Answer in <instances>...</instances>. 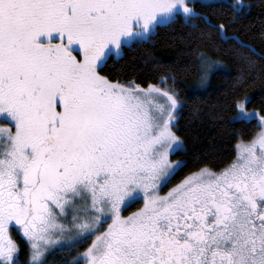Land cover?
<instances>
[{
    "label": "snow or ice",
    "instance_id": "snow-or-ice-1",
    "mask_svg": "<svg viewBox=\"0 0 264 264\" xmlns=\"http://www.w3.org/2000/svg\"><path fill=\"white\" fill-rule=\"evenodd\" d=\"M201 4L214 12L195 0H0V264H18L12 229L27 243L24 264H50L54 248L89 237L65 264H264V114L248 108L251 97L234 90L229 102V122L258 129L234 158L161 194L187 165L172 158L187 151L176 74L157 63L166 74L137 82L108 70L112 56L179 20L211 51L234 43L242 90L257 53L229 27L250 5ZM197 57L198 88L223 65ZM135 199L142 205L124 215Z\"/></svg>",
    "mask_w": 264,
    "mask_h": 264
},
{
    "label": "trees",
    "instance_id": "trees-1",
    "mask_svg": "<svg viewBox=\"0 0 264 264\" xmlns=\"http://www.w3.org/2000/svg\"><path fill=\"white\" fill-rule=\"evenodd\" d=\"M245 3L250 5V9L235 26L229 27L230 34L235 33L245 44L252 45L257 53L254 57L255 68L251 70L242 90L234 89L237 70L242 64L233 51L234 43H220L219 52L211 51L205 42L189 39L186 35L188 29L179 20L160 28L149 42L133 43L123 49L119 58L112 56L108 60V70L121 80L135 78L137 82H155L158 75L166 74L153 71V66L157 63L165 69L171 68L176 74V86L187 100L178 124V134L183 138L187 151L172 158L186 160L187 165L173 177L171 183H176L187 172L194 171L203 164H208L213 169L222 168L236 155L234 145L237 141L241 138L245 141L251 139L258 130L255 120L250 124L229 122L234 115L229 107L234 90L239 93L240 98L245 94L251 97L248 104L250 110H261V114H264V104L261 103L264 100V60L260 59L264 56V37L261 36L264 32V0H245ZM195 7L197 11L209 14L214 12L213 7H203L201 1H195ZM212 19L214 22L219 19L227 21L228 17L212 15ZM199 50L207 52L213 60L220 61L223 67L212 71L205 86L194 88L200 74L197 57ZM142 202L137 199L128 204L123 214L135 211ZM11 235L20 245L18 264H24L27 243L16 229L11 230ZM90 242L91 238H88L71 248H55L49 253L48 260L50 264H65V261L78 251H83Z\"/></svg>",
    "mask_w": 264,
    "mask_h": 264
},
{
    "label": "rangeland",
    "instance_id": "rangeland-1",
    "mask_svg": "<svg viewBox=\"0 0 264 264\" xmlns=\"http://www.w3.org/2000/svg\"><path fill=\"white\" fill-rule=\"evenodd\" d=\"M195 1H201V0H195ZM211 73H212V71H210L209 72V75H208V79H209V76L211 75ZM200 75H201V70H200V74H199V77H198V79H197V81L195 82V84L194 85H197L198 83H199V78H200ZM208 79L206 80V82H205V84L207 83V81H208ZM205 84L203 85V86H205ZM203 86H200V87H198V88H202ZM194 87V86H193ZM194 88H197V87H194ZM3 121H0V123H2ZM166 186V185H165ZM165 186H164V189H165ZM163 188V187H162ZM162 188L160 189V191H161V194H163L164 192H166V191H162ZM135 200H137V199H135ZM135 200H132V201H130L128 204H130V203H132V202H134ZM140 200H142V199H140ZM124 210V209H123ZM90 238V237H89ZM86 240V239H85ZM85 240H82V241H80V242H84ZM79 242V243H80ZM78 244V243H77ZM55 249V248H54Z\"/></svg>",
    "mask_w": 264,
    "mask_h": 264
},
{
    "label": "flooded vegetation",
    "instance_id": "flooded-vegetation-1",
    "mask_svg": "<svg viewBox=\"0 0 264 264\" xmlns=\"http://www.w3.org/2000/svg\"><path fill=\"white\" fill-rule=\"evenodd\" d=\"M171 181L168 183V184H166V186H165V189H164V187L162 188V191L164 192V191H166L169 187H171L174 183H171Z\"/></svg>",
    "mask_w": 264,
    "mask_h": 264
}]
</instances>
